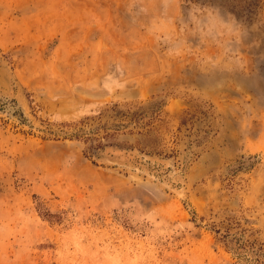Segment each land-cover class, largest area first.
<instances>
[{"label":"rangeland","instance_id":"1","mask_svg":"<svg viewBox=\"0 0 264 264\" xmlns=\"http://www.w3.org/2000/svg\"><path fill=\"white\" fill-rule=\"evenodd\" d=\"M0 264H264V0H0Z\"/></svg>","mask_w":264,"mask_h":264},{"label":"trees","instance_id":"2","mask_svg":"<svg viewBox=\"0 0 264 264\" xmlns=\"http://www.w3.org/2000/svg\"><path fill=\"white\" fill-rule=\"evenodd\" d=\"M159 107H161V106H158L157 102L150 103L146 106L138 105L137 107H135L134 111H132L130 113H129V111H126V113L121 114L122 119H120V123L118 125L121 126L122 128H125L127 124H132L134 127H138L141 124H143V120L145 119L146 110L150 111L151 113H154V112L156 113L159 110ZM77 125H72V128H69V125H64L67 128H69V130H71V131H68V132L62 131V138L63 139H69V140L94 141L95 138L98 137V136H96L97 135L96 129H93L92 131H88V133H86L85 123H84V125H83V123H80ZM100 129H102V128H100ZM89 134H91V136ZM103 134H104L103 135L104 137L109 136L108 134H105L104 131H103ZM103 136L98 137V138L99 139L103 138ZM103 147L104 146L99 145V143H97L96 145H90L88 147V153L94 149L102 150ZM39 212L40 211H38V213ZM39 214L42 217H45L48 215L47 213H44V214L39 213Z\"/></svg>","mask_w":264,"mask_h":264},{"label":"bare ground","instance_id":"3","mask_svg":"<svg viewBox=\"0 0 264 264\" xmlns=\"http://www.w3.org/2000/svg\"><path fill=\"white\" fill-rule=\"evenodd\" d=\"M169 174V177H170V179H172L173 177H172V174L171 173H168ZM168 176V175H167ZM169 179V180H170ZM173 181V180H172Z\"/></svg>","mask_w":264,"mask_h":264},{"label":"water","instance_id":"4","mask_svg":"<svg viewBox=\"0 0 264 264\" xmlns=\"http://www.w3.org/2000/svg\"><path fill=\"white\" fill-rule=\"evenodd\" d=\"M131 167L136 168L135 164H129Z\"/></svg>","mask_w":264,"mask_h":264}]
</instances>
